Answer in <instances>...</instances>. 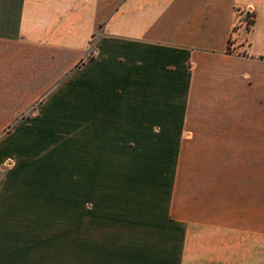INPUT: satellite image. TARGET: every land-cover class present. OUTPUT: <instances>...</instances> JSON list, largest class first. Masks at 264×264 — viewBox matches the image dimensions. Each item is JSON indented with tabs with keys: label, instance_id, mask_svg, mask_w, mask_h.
<instances>
[{
	"label": "crops",
	"instance_id": "0c3cea01",
	"mask_svg": "<svg viewBox=\"0 0 264 264\" xmlns=\"http://www.w3.org/2000/svg\"><path fill=\"white\" fill-rule=\"evenodd\" d=\"M14 121L0 167L66 158L75 184L59 185L76 190L82 231L100 190L126 189L133 159H155L136 167L166 198L143 199L134 220L183 227L179 264H260L264 0H0V125ZM20 167L0 174V264H19L21 189L52 184Z\"/></svg>",
	"mask_w": 264,
	"mask_h": 264
},
{
	"label": "rangeland",
	"instance_id": "374dc122",
	"mask_svg": "<svg viewBox=\"0 0 264 264\" xmlns=\"http://www.w3.org/2000/svg\"><path fill=\"white\" fill-rule=\"evenodd\" d=\"M25 96L31 97L21 94V100ZM32 112V109L21 110L20 119L29 117ZM17 129V121L0 125V144L7 139L6 143ZM76 134V126H68L61 137L71 140ZM33 160H44V164L35 166ZM68 163L66 158L8 157L0 167L3 179L7 170L18 165L24 171L23 175L30 172V177L35 170L42 172L46 169L53 174L46 176L52 182L47 195V190L45 194L36 190L35 194L31 188L21 189L18 200L21 221L12 223L18 226L20 237V253L15 255L19 257V264H179L183 260L179 236L183 227L167 222L145 223L134 220L135 215H140L143 199H153L160 194L166 198V190L144 184L155 175L139 174V168L136 167L153 165L155 159H133V171L137 172L131 175L126 189L99 191L101 199L95 221L84 222V231L81 229L82 223L77 221L79 207L76 190H66L59 185L60 174L64 180L72 182L69 185L75 184L74 166ZM157 177L159 181L166 182L169 175ZM27 179L21 185L29 187L32 180ZM2 182L0 177V186ZM124 203L128 205L126 209ZM90 212L87 213L89 216ZM124 215L131 217V220L125 222ZM260 264H264V254L260 256Z\"/></svg>",
	"mask_w": 264,
	"mask_h": 264
},
{
	"label": "built area",
	"instance_id": "2783aa9c",
	"mask_svg": "<svg viewBox=\"0 0 264 264\" xmlns=\"http://www.w3.org/2000/svg\"><path fill=\"white\" fill-rule=\"evenodd\" d=\"M234 39V37L233 36H231V40H233Z\"/></svg>",
	"mask_w": 264,
	"mask_h": 264
}]
</instances>
